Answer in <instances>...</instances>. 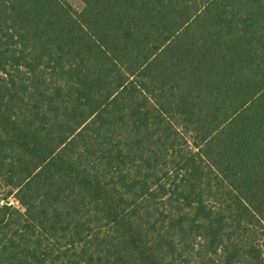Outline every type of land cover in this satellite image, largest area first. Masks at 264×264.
Returning a JSON list of instances; mask_svg holds the SVG:
<instances>
[{
	"label": "trees",
	"instance_id": "1",
	"mask_svg": "<svg viewBox=\"0 0 264 264\" xmlns=\"http://www.w3.org/2000/svg\"><path fill=\"white\" fill-rule=\"evenodd\" d=\"M0 0V264H264V0Z\"/></svg>",
	"mask_w": 264,
	"mask_h": 264
},
{
	"label": "rangeland",
	"instance_id": "2",
	"mask_svg": "<svg viewBox=\"0 0 264 264\" xmlns=\"http://www.w3.org/2000/svg\"><path fill=\"white\" fill-rule=\"evenodd\" d=\"M67 2L73 9L79 10L81 8V3L79 0H64Z\"/></svg>",
	"mask_w": 264,
	"mask_h": 264
}]
</instances>
